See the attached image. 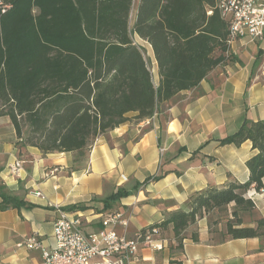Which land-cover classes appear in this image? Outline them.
I'll list each match as a JSON object with an SVG mask.
<instances>
[{
	"label": "trees",
	"instance_id": "1",
	"mask_svg": "<svg viewBox=\"0 0 264 264\" xmlns=\"http://www.w3.org/2000/svg\"><path fill=\"white\" fill-rule=\"evenodd\" d=\"M2 1L12 8L0 12V116L10 118L20 139L29 126L23 146L45 155H83L100 135L126 123L129 113L151 119L161 104L234 61L217 0H140L132 27L134 0ZM133 34L151 45L158 84ZM248 141L255 154L247 161V182L210 187L191 198L189 210L142 231L159 228L163 236L172 228L181 249L190 226L210 215L213 233L222 212L229 216L221 241L264 238V217L254 227L244 226L241 217L256 209L249 192L264 188V120H246L220 144ZM131 194L118 189L103 200L105 208ZM2 204L20 208L25 202L5 195Z\"/></svg>",
	"mask_w": 264,
	"mask_h": 264
},
{
	"label": "crops",
	"instance_id": "2",
	"mask_svg": "<svg viewBox=\"0 0 264 264\" xmlns=\"http://www.w3.org/2000/svg\"><path fill=\"white\" fill-rule=\"evenodd\" d=\"M139 1L133 2L131 27ZM132 38L146 49L158 84L151 45L137 34ZM231 54L234 61L217 67L199 87L161 104L151 119L137 120L136 113H129L126 123L100 135L83 155H45L23 146L10 118L0 116V264H42L40 251L18 245L37 234L53 248L54 223L62 214L81 217L85 230L93 232L101 229L102 215L120 211L129 226L116 230L134 237L174 211L189 210L191 198L210 187L247 182V161L255 154L251 142L222 146L220 141L246 120H264V39L239 40L231 45ZM16 161L23 166L13 174L10 166ZM118 189L132 194L106 209L103 200ZM5 195L25 205H3ZM248 196L256 209L241 217L244 226L254 227L264 217V188L252 189ZM210 222L209 215L190 226L181 249L169 228L163 234L166 247L155 251L142 246L133 264H264V238L221 241L225 226L219 224L212 233Z\"/></svg>",
	"mask_w": 264,
	"mask_h": 264
},
{
	"label": "built area",
	"instance_id": "3",
	"mask_svg": "<svg viewBox=\"0 0 264 264\" xmlns=\"http://www.w3.org/2000/svg\"><path fill=\"white\" fill-rule=\"evenodd\" d=\"M217 7L228 23L230 45L243 39L253 43L264 39V0H217ZM11 8V4L0 0L1 14ZM22 166V161H16L10 166L11 173L18 174ZM100 218L101 229L88 232L81 217L62 214L54 223L53 248H47L37 234L18 246L40 251L42 264H133L142 246L155 251L166 247L167 240L159 228L140 231L134 237L120 234L116 227L129 226L123 212H106Z\"/></svg>",
	"mask_w": 264,
	"mask_h": 264
},
{
	"label": "rangeland",
	"instance_id": "4",
	"mask_svg": "<svg viewBox=\"0 0 264 264\" xmlns=\"http://www.w3.org/2000/svg\"><path fill=\"white\" fill-rule=\"evenodd\" d=\"M136 1H139V0H136ZM144 49H145V48H144ZM145 50H146V49H145ZM146 55H147V51H146ZM147 57H148V56H147ZM148 58H149V57H148ZM149 60H150V59H149ZM150 66H151V69H152L153 67H152V62H151V60H150ZM152 70H153V69H152ZM29 134H30V127L27 126V125H25V126H24V130H23V140H24V141H26L25 139L29 136ZM219 214H220V215H215L216 217L219 216L218 218H221V219H218L217 223L219 224V223L221 222L220 224L223 225V226H225V227H224V230H226V223H227V222H226V220H227V217H226V216H229V215H228V213H227V215L224 216V214H226V213L222 214V212H219ZM222 216H223V217H222ZM211 218H212V220H213V217H211ZM224 218H225V219H224ZM222 221H223V222H222ZM217 227H218V225H217ZM217 227H216V228H217ZM216 228H215V230H216ZM223 236H224V235H223ZM223 236H221V238H222ZM221 238L219 237V239H221Z\"/></svg>",
	"mask_w": 264,
	"mask_h": 264
}]
</instances>
